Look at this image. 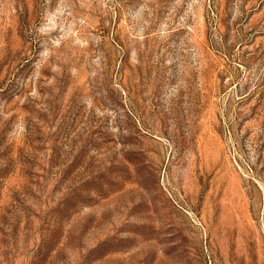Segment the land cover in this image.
Listing matches in <instances>:
<instances>
[{
  "label": "rangeland",
  "instance_id": "1",
  "mask_svg": "<svg viewBox=\"0 0 264 264\" xmlns=\"http://www.w3.org/2000/svg\"><path fill=\"white\" fill-rule=\"evenodd\" d=\"M0 264H264V0H0Z\"/></svg>",
  "mask_w": 264,
  "mask_h": 264
}]
</instances>
